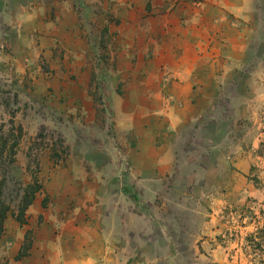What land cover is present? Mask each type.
<instances>
[{"label": "crops", "instance_id": "1", "mask_svg": "<svg viewBox=\"0 0 264 264\" xmlns=\"http://www.w3.org/2000/svg\"><path fill=\"white\" fill-rule=\"evenodd\" d=\"M118 4L141 14L124 36L137 64L116 70L107 139L76 141L46 182L52 204L25 264H159L144 251L172 233L162 212L176 203L199 219L185 247L207 249L225 210L258 195L255 164L264 179V0Z\"/></svg>", "mask_w": 264, "mask_h": 264}, {"label": "rangeland", "instance_id": "2", "mask_svg": "<svg viewBox=\"0 0 264 264\" xmlns=\"http://www.w3.org/2000/svg\"><path fill=\"white\" fill-rule=\"evenodd\" d=\"M139 18V11L118 0H0V188L11 207L0 238V264L29 260L44 221L38 210L52 204L46 182L73 156L75 142L89 146L110 135L109 100L126 77L116 70L137 64L136 58H125L124 36L133 34ZM254 154L263 156L264 137ZM34 175L44 188L21 225L13 213ZM250 180L258 195L225 210L223 233L204 236L207 249L185 247L191 236L184 231L199 219L189 216L185 203H176L172 213L162 212L172 233L152 234L145 254L160 253L159 264H264V179L257 164ZM154 240L161 249H153ZM136 252L129 248L122 254L136 257Z\"/></svg>", "mask_w": 264, "mask_h": 264}, {"label": "trees", "instance_id": "3", "mask_svg": "<svg viewBox=\"0 0 264 264\" xmlns=\"http://www.w3.org/2000/svg\"><path fill=\"white\" fill-rule=\"evenodd\" d=\"M12 153H14L13 147H12V152L10 153L11 156H12ZM12 161H14V158L10 157V162ZM43 188H44V185L37 175H34L33 181L26 185L24 189L23 197L18 205V211L13 213V215L15 216V218L21 225L26 224L27 218H28L27 216L28 209L34 203L38 194L42 192ZM2 195H3V190L1 187L0 188V238L4 234L5 222L11 210L10 205H8L5 202V200L2 198ZM23 255L21 257H23Z\"/></svg>", "mask_w": 264, "mask_h": 264}]
</instances>
